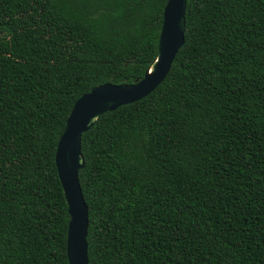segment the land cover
Masks as SVG:
<instances>
[{
    "label": "trees",
    "instance_id": "trees-1",
    "mask_svg": "<svg viewBox=\"0 0 264 264\" xmlns=\"http://www.w3.org/2000/svg\"><path fill=\"white\" fill-rule=\"evenodd\" d=\"M167 1L0 0V264H68L58 140L144 76ZM81 154L89 264H264V0H187L164 81Z\"/></svg>",
    "mask_w": 264,
    "mask_h": 264
},
{
    "label": "water",
    "instance_id": "water-1",
    "mask_svg": "<svg viewBox=\"0 0 264 264\" xmlns=\"http://www.w3.org/2000/svg\"><path fill=\"white\" fill-rule=\"evenodd\" d=\"M187 0H168L162 14L157 56L144 76L131 84H103L79 98L58 140L55 166L64 195L69 222L66 254L68 264H89L88 208L79 182L84 167L82 135L107 112L138 102L150 95L166 78L184 44Z\"/></svg>",
    "mask_w": 264,
    "mask_h": 264
}]
</instances>
